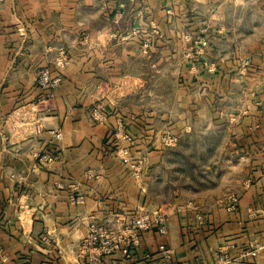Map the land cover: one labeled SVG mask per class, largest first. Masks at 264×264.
Listing matches in <instances>:
<instances>
[{"label":"crops","instance_id":"obj_1","mask_svg":"<svg viewBox=\"0 0 264 264\" xmlns=\"http://www.w3.org/2000/svg\"><path fill=\"white\" fill-rule=\"evenodd\" d=\"M181 1L187 8L189 0ZM195 1L206 8L198 18L201 29L184 31L181 39L177 33V39L184 62L197 73L194 82L203 90L194 109H161L142 103L144 95L132 90L143 82L125 75L130 36L122 28L125 0L113 2L118 13L110 10V0H2L0 69L14 68L12 54L25 49L35 61L41 58L45 66L56 68L62 81L54 90L38 91L37 102L30 104L29 99L20 108L15 107L20 98L0 95V133H10L0 136V147L14 154L0 163V264H162L161 245L170 254L167 264H264L263 255L242 257L264 243V26L255 41L254 28L248 27L250 46L241 50L238 40H232L234 33L225 24L230 18L223 10L231 5L236 11H249L260 5L246 18L251 24L255 17L264 20V0ZM85 10L93 13L86 16ZM186 11L183 18L193 20L196 13L189 7ZM169 33L166 39L174 40V33ZM149 48L153 54L160 49L157 43ZM240 53L247 60L250 107L241 115L226 114L217 108L218 86L240 75ZM32 61L30 68L41 67ZM188 70L186 76L192 79ZM159 91L156 87L148 96L170 99L169 93ZM224 118L232 165L226 195L236 199L231 211L217 199L222 194L211 205L185 202L173 176L154 172L168 149L165 136L176 137L180 144L196 134L194 124L202 120L200 134L210 135L220 127L216 120ZM15 125L18 140H13ZM25 128L36 134L22 132ZM117 133L128 134L130 141L115 139ZM33 137H38L37 148L54 149L59 161L30 176L32 163L24 156L22 175L13 176L5 161L17 158ZM125 146L127 156L118 151ZM146 163L149 172L141 167ZM137 165L138 173L133 171ZM155 211L166 214L165 236L155 229L142 230L128 254L116 251L98 263L89 262V250L81 244L89 224L119 232L132 217Z\"/></svg>","mask_w":264,"mask_h":264},{"label":"rangeland","instance_id":"obj_2","mask_svg":"<svg viewBox=\"0 0 264 264\" xmlns=\"http://www.w3.org/2000/svg\"><path fill=\"white\" fill-rule=\"evenodd\" d=\"M115 1L117 0H110V10L113 13H118L115 12L118 10V6L115 5L114 7L112 5ZM124 4L125 5L121 7V11L122 9L125 10L122 28L126 29L130 34L126 41L127 59L124 69L125 75L128 78H136L138 83L143 82L142 86L133 88L132 92L144 95L142 103L154 108L159 107L162 109L174 106L177 109L179 106L182 108V106L189 105L190 108L194 109L198 105L203 88H201L202 86L198 84L197 81L194 82L193 76L197 75V73L196 71H192V64L189 66L188 62H184V55L180 52L182 42L179 43L177 33L180 35L181 39L184 31L186 32L190 29V31L198 32V30L201 29L202 23L198 18L206 14V8H202L195 0H189L187 8L189 7L193 13H196V15L193 16L194 19L189 20L188 16H184L183 18V14H188L186 13L188 11H186L187 8L181 0H125ZM259 6L258 4L252 6L249 11L240 9L236 11L234 10V6L231 8V5L229 7L223 6V10L228 13V18H230L225 24L232 30V33H234L231 36L232 40H238L241 50H245L250 46L246 36L248 27L250 30L252 26L256 33V38L253 37L252 41H255L259 34H262L264 20L255 17V21L251 24L249 23L250 20H248L252 17L253 9L256 10ZM83 13L88 16L93 12L85 10L82 14ZM247 16L248 21L246 20ZM210 26L211 28L213 27V25ZM80 28L82 27L80 26ZM93 28H95V26ZM169 31L174 33V40L166 39L168 34L170 35ZM31 40L33 41V38ZM166 41L170 42L169 44L167 42L169 46L168 49L167 45L164 44ZM156 43L159 45V51L156 54L149 53V46ZM136 45H139L140 51L138 50V53L134 55V48L137 47ZM144 45H147V47H144ZM174 48L176 52H179L173 54L171 50ZM243 54L240 53V59L238 61V71H240V75L230 78L232 81H224L218 86L220 101H218L217 108L218 110L224 111L226 114L241 115L250 107V103L248 102V91L250 90L245 79L247 74V60L246 56H242ZM9 55L11 54L9 53ZM12 55L16 60L15 67L7 68L5 67L6 65H4V68L0 69V77L4 78V83L0 85V95H11L20 98V101H17V104H15V107L17 106V108H20L24 105L22 103H25V101L29 99L32 100L30 104L37 102L38 91H41V93L43 91H48L42 89L37 82L39 73L42 69H49L52 76H56L57 74L55 73L57 72L55 71L56 68H52V70L51 67L45 66L43 59L37 58V61H35L32 56L33 54L25 52V49L15 52ZM52 57H54V54ZM32 59L34 60L32 61L33 63H38L41 67L30 68L28 62ZM47 59L51 60L52 58L48 56ZM39 60L40 62H38ZM188 68L192 71V79H188L186 76L189 74ZM59 75L62 76L60 73ZM240 77L244 79L241 80ZM161 81V84L156 85ZM156 87L159 88L161 94L166 95L169 93L170 99L165 101L151 100V97L148 95ZM223 120H216L217 126L220 127L215 129L210 135L200 134V130L204 129L205 123L203 120L197 121L194 124L196 134L180 144L176 138L174 144L168 147L166 146L168 149L164 150L162 163L159 164L156 169L157 171H154L155 176H168L169 178L173 176L171 180L175 182L176 185L179 182V188L182 191L181 199L185 202L211 205L214 203L213 199L215 200L216 196L222 194L224 196L217 199H220L226 207L230 205L233 199L236 204L235 198H228V194L226 195L227 192H230L232 165L230 163L231 151L226 147L230 140L229 134L225 131L227 122L225 118ZM13 129L14 132L17 131L13 140H18L20 134L18 125H15ZM25 131L30 136L36 134L34 129L30 130L25 128L22 130V132ZM0 136L7 137L10 136V133L6 131L4 134L0 133ZM31 140L30 146L19 150V156L17 158L9 157L10 160L5 161V164L7 163L6 165L9 166L12 171L13 176L22 175V158L24 156L29 157L32 163V167H30V176H34L33 171L39 167L45 169L55 164V162L43 159L44 156H58L54 149L37 148L39 143L38 137H33ZM11 152L12 151L8 148L3 149L0 147V163L4 162V157L8 154L14 155ZM136 167L137 170L135 171L133 168V171L138 173L140 171L139 165ZM141 167L145 169V172H149L150 164L146 163ZM24 172L26 174V171ZM182 176L184 177L181 179Z\"/></svg>","mask_w":264,"mask_h":264},{"label":"built area","instance_id":"obj_3","mask_svg":"<svg viewBox=\"0 0 264 264\" xmlns=\"http://www.w3.org/2000/svg\"><path fill=\"white\" fill-rule=\"evenodd\" d=\"M2 0H0V3ZM205 43L202 42V45ZM147 47V45H144ZM150 47V46H149ZM61 76H52L49 69H42L38 76V85L42 89L54 90L61 85ZM55 137L57 139L61 138L59 133H56ZM115 139L124 141L128 143L130 137L126 133L115 134ZM163 142L166 146H170L176 142V137L165 136ZM123 156L128 155V148L120 147L118 150ZM44 160L58 162L59 157H43ZM235 206V200L233 199L227 210L231 211ZM155 231L161 235L165 236L168 232L167 218L166 214L160 211H155L151 214H141L136 217H132L130 224L123 228L121 231H116L113 229L106 228L104 226H97L95 224H89L88 232L86 236L82 239V247L89 250L87 258L90 263H98L100 259L105 255H110L116 251H120L123 254H128L129 250L136 245L139 232L142 230ZM159 251L163 254L164 262L162 264H167L170 258L169 252L164 248L163 245L159 246ZM259 255L264 256V243L256 244L249 252L242 255V257L256 258ZM81 256V255H79ZM222 259H219L221 262Z\"/></svg>","mask_w":264,"mask_h":264}]
</instances>
